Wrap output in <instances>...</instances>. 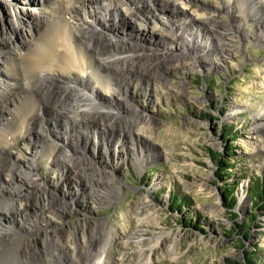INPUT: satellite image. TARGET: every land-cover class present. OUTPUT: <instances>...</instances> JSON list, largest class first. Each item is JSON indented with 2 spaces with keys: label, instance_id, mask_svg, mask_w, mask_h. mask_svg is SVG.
Wrapping results in <instances>:
<instances>
[{
  "label": "rangeland",
  "instance_id": "rangeland-1",
  "mask_svg": "<svg viewBox=\"0 0 264 264\" xmlns=\"http://www.w3.org/2000/svg\"><path fill=\"white\" fill-rule=\"evenodd\" d=\"M33 1L0 0V23L9 28L19 16L26 30L30 24L36 29L37 37L44 0ZM175 1L140 0L146 15L126 17L121 10L120 18L112 16L121 32L107 30L151 54L164 49L173 60L181 53L170 49V43L182 39L179 27L170 25L173 14L182 20L207 17L234 24L224 0ZM251 13L252 18L238 14L242 31L225 41V49L234 51L216 52L209 64L202 58L187 59L169 70L162 68L154 79L143 72L127 77L123 86H112L117 96L101 87L103 104L119 110L89 114L107 121L94 129L76 130L72 117L78 114L71 111L67 118L46 114L41 127L16 138L22 130L19 124L34 109L25 111L29 96H15L0 114V144L12 148L11 163L20 167L13 177L0 169V185L21 186L26 172L34 184H24L18 196L5 192V201L19 205L30 200L34 205L45 198L55 209L29 206L26 219L8 212L0 222L2 232L12 229L23 236L25 250L44 263L51 261L44 253L53 244L64 249L66 240L77 246L85 239L93 243L107 223L114 238L111 264H144L142 249L156 238L161 242L149 264H264V202L256 204L251 194L255 184L264 183V31L257 27V14ZM100 19L106 24L104 16ZM21 39L16 35L10 43L25 51L28 46ZM9 49L4 51L10 54ZM5 65L0 63V72L6 71ZM107 76L111 78V72ZM137 120L136 128L132 121ZM60 151L87 161L90 171L76 175L65 168ZM87 177L94 180L92 187ZM228 186L236 199L233 207L226 197ZM177 199L181 208L174 207ZM139 236L150 242L126 243Z\"/></svg>",
  "mask_w": 264,
  "mask_h": 264
},
{
  "label": "bare ground",
  "instance_id": "bare-ground-1",
  "mask_svg": "<svg viewBox=\"0 0 264 264\" xmlns=\"http://www.w3.org/2000/svg\"><path fill=\"white\" fill-rule=\"evenodd\" d=\"M25 1L27 4L35 3L33 0ZM224 1L226 7L231 9L232 22L234 23L232 26L207 17H203L199 21L197 19L182 20L177 13L173 14L174 18L171 22L173 24L170 25L172 29L179 27L178 30L181 32L182 39L179 38V42L170 43V49L181 53L176 54V57L171 60L166 58L168 54L165 53L164 49L163 52L155 51L151 54L144 49L136 48L135 45L128 44L127 40H118L116 34L113 35L107 30L114 29L118 33L121 32L119 31L121 28L118 30L119 22L117 23L112 19V16L115 19L116 17L120 18L121 10L124 11L123 16L126 17H135L139 13L144 16L147 9L140 0H44V10L38 16L36 23L38 24L36 25L37 29L39 28L37 37L34 34L36 29L30 24L26 30L24 27L26 24L22 23L19 16H16V24L12 22L9 28L0 23V63L6 64V71L0 72L2 75L0 76V114L7 110V104L10 101H15V96L30 97L25 111L27 112L31 108L34 111L31 114L26 113L25 122L17 123L20 126L19 129H22L15 135L19 139L25 138L29 130L41 127L44 124L46 114L55 117L62 115V117L67 118L71 111H76L78 115L72 117L76 130L81 126L91 130L99 123L106 124L105 118L98 120L91 115L102 112L115 114L118 113L119 109L103 104L106 98L102 88L107 93H114L117 96V92L112 86H123L127 82V77H133V75L143 72L154 79L161 75L162 68L169 70L175 65L185 64L184 60L191 59L194 61L202 58L204 63L209 64L210 58L214 57L216 52L234 51L232 48L226 50L224 46L226 40H233L235 35L242 31L240 22L243 21V18L237 17L240 13H245L246 18H252L254 14L251 11L255 12L258 16L256 19L254 18L257 27L264 31V0ZM6 9L8 12V8ZM100 15L105 17L106 24L101 21ZM200 31H206V34L201 33L200 37ZM232 34L234 35L232 36ZM16 35H20L23 45L28 46L25 51L21 49L22 46L12 45L14 41L10 43L16 38ZM33 35L35 39H32ZM255 38L263 42L259 35H256ZM6 47L12 49H9L10 54L4 51ZM109 72H111L112 77L107 79L106 76ZM74 75H77L79 83H77ZM136 119H140V117L137 116ZM132 123L136 128L140 126L139 120L137 122L132 121ZM115 126L114 122L112 127ZM138 130L141 131V129ZM141 134L137 133V136L140 135L139 137L142 138L143 134ZM43 135H45L44 132ZM53 144L58 146L56 143ZM12 152L10 146L0 144V169L13 177V173L16 170L19 171L20 166L11 163ZM62 154L63 152H61ZM61 155L58 157L61 165H68L65 168L70 167L76 175L79 173L86 175L90 171L86 164L87 161L75 160L74 155L65 154L62 157ZM35 167L33 166L32 169L34 170ZM65 168L62 170L65 171ZM26 174L27 177L20 178V181L23 182L21 186L9 189L7 186L0 185V193L3 194L0 195V203L8 207L7 213L0 207V222L7 219L8 212H10L11 217L16 215L18 218L26 219V210L29 206H39L41 209L51 212L55 209L45 198H40L34 205H31L30 200L27 202L25 200L19 205H11L5 201V196L9 197L8 194L21 195L24 184H34L31 178L32 174L30 172H26ZM62 174L64 175L65 172ZM87 178V184L92 187L91 184L94 183V180ZM63 180L67 181V177L63 176ZM100 180L98 179V181ZM109 226L107 223L100 226L99 240L93 243L85 239L81 246H77L75 243L66 240L64 244L67 247L64 246V249L53 244L44 253L51 257V261L48 263L39 261L33 254L27 252V249L25 250L23 236L12 229H4V232L0 229V264H111L112 258L109 256V247L114 238ZM136 239L126 243L135 245L140 241L144 244L150 242L142 241V236ZM160 242L161 240L156 238L146 245L147 249H142L141 255L144 264H149L150 256ZM67 250L69 253L66 252ZM116 261V264L122 262V260Z\"/></svg>",
  "mask_w": 264,
  "mask_h": 264
},
{
  "label": "trees",
  "instance_id": "trees-1",
  "mask_svg": "<svg viewBox=\"0 0 264 264\" xmlns=\"http://www.w3.org/2000/svg\"><path fill=\"white\" fill-rule=\"evenodd\" d=\"M214 159H218V156H215ZM224 163H226V161H224ZM224 171H227L224 170ZM226 190L228 193H226V197L228 199H231V207H233L234 202L236 201L235 198H233L231 195H233V187L231 188V186L226 187ZM251 194L253 196V199L256 201L255 203L258 204L257 202L261 203L264 202V183L260 184L259 182L257 184H255V187H253L251 189ZM175 208H181V204L182 202L179 201V199L175 200V202L173 203ZM252 220H255V216L252 217Z\"/></svg>",
  "mask_w": 264,
  "mask_h": 264
}]
</instances>
